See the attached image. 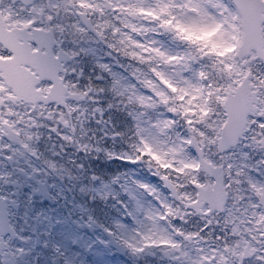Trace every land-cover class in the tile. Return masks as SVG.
I'll list each match as a JSON object with an SVG mask.
<instances>
[{"label": "snow or ice", "instance_id": "snow-or-ice-1", "mask_svg": "<svg viewBox=\"0 0 264 264\" xmlns=\"http://www.w3.org/2000/svg\"><path fill=\"white\" fill-rule=\"evenodd\" d=\"M84 229L264 264V0H0V264H83Z\"/></svg>", "mask_w": 264, "mask_h": 264}, {"label": "flooded vegetation", "instance_id": "flooded-vegetation-1", "mask_svg": "<svg viewBox=\"0 0 264 264\" xmlns=\"http://www.w3.org/2000/svg\"><path fill=\"white\" fill-rule=\"evenodd\" d=\"M88 165L92 168V170L96 171L97 174L104 175L125 171L132 167L124 164L122 161H107L103 159L89 160ZM101 207L102 206L100 205H96L97 215L103 218L100 211ZM103 211L109 215L115 214L109 209H104ZM79 234L87 243L91 244V248L85 250L82 247L68 245V252L66 254L77 255V259L82 261L83 264H125L124 257L115 252V249L105 247L103 244L95 242L97 238L101 240L107 239L99 229H96L95 231L84 229L81 230ZM51 258L52 254L50 248L43 247L42 242L37 243L31 253L30 264H51Z\"/></svg>", "mask_w": 264, "mask_h": 264}]
</instances>
